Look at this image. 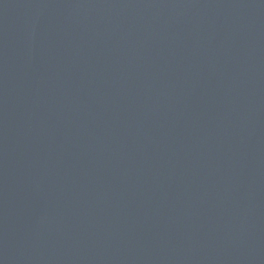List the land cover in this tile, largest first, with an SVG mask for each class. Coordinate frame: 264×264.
<instances>
[{
	"label": "water",
	"instance_id": "obj_1",
	"mask_svg": "<svg viewBox=\"0 0 264 264\" xmlns=\"http://www.w3.org/2000/svg\"><path fill=\"white\" fill-rule=\"evenodd\" d=\"M0 264H264V0H0Z\"/></svg>",
	"mask_w": 264,
	"mask_h": 264
}]
</instances>
